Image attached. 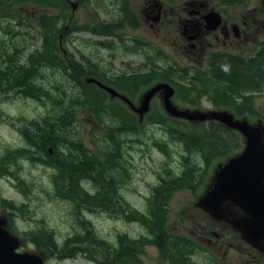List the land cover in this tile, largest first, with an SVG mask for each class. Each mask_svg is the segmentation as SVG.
Masks as SVG:
<instances>
[{
	"label": "rangeland",
	"instance_id": "374dc122",
	"mask_svg": "<svg viewBox=\"0 0 264 264\" xmlns=\"http://www.w3.org/2000/svg\"><path fill=\"white\" fill-rule=\"evenodd\" d=\"M6 1L0 5V218L6 219L12 234L27 238L41 229L52 232L58 248L67 247V250L61 256L47 254L46 264H108L100 248L72 243L71 239L85 233L82 222L89 224L87 227L109 245L108 249L116 245L119 235L132 241L142 240L135 249L141 264H264L261 252L247 245L229 225L214 221L198 206L214 172L229 157L210 159L208 164L195 157L201 182L193 190L182 189L170 196L165 222L169 239L186 240L195 251L184 263H170L160 256L156 246L150 243L153 239L146 225L133 219L138 218L137 214H147L153 189L161 179L180 175L184 170L183 158L188 155L182 144L169 140L161 126L146 122V118L160 112L183 123L180 127L188 131L200 129L203 123L168 116L162 109L161 93L140 120L128 104L88 82L96 80L114 89L112 81L116 76L130 75L136 82L132 83L139 86V95L132 99L134 106H138L151 87L167 83L158 74L168 66L204 67L207 55L216 50L237 55L253 52L257 42L264 40V0H248L242 8L229 9L227 14L233 22L229 39L221 38L218 45L204 49H191L182 42L183 25H179L177 17L183 16L184 0H166L167 18L165 28L160 31L151 30L145 22L142 9L147 0H70L77 2L74 12L69 2L64 4L62 0ZM43 17H51L58 28L65 30L52 39V55L47 53L49 49L42 41ZM110 22L116 23L113 35L102 34L103 27ZM20 66H28L35 85L54 100L37 101L17 93L19 87L6 86L11 72H22ZM80 85L91 86L104 94L107 104L115 102L118 110H126L135 119L133 127L119 134L115 129L117 124L105 110L98 109L104 106L69 102L78 96ZM181 91L184 92L171 99L178 109L233 114L226 107H211L199 95L190 96L198 94L195 90L190 94ZM89 99L97 100L94 96ZM200 99L201 107H188ZM251 106L253 115L241 118L264 127V93L254 94ZM66 109L67 128L59 141L52 142L54 146L47 145V151L84 163L85 173L76 176L79 189L91 197L97 195L98 199L111 195L115 207L111 209L118 210L115 213L94 205L89 206L90 210L75 211L72 202L64 196L65 178H57V169L43 161L36 144L28 145L23 129L30 122L43 119L54 122ZM156 143L163 145L164 150ZM27 149L33 154L27 156ZM91 163L96 166L93 165L92 173ZM223 213L240 214L231 206L224 207ZM18 251L46 255L31 243L22 244Z\"/></svg>",
	"mask_w": 264,
	"mask_h": 264
},
{
	"label": "trees",
	"instance_id": "16d2710c",
	"mask_svg": "<svg viewBox=\"0 0 264 264\" xmlns=\"http://www.w3.org/2000/svg\"><path fill=\"white\" fill-rule=\"evenodd\" d=\"M48 2L50 0H47ZM66 0H62L65 4ZM6 0H0V5L6 3ZM219 7L224 8H242L248 0H215ZM100 5H98L97 8ZM101 9V8H100ZM123 12V11H122ZM51 17L45 19L41 18L40 27L42 29V41L49 51L47 53L53 54L54 47L52 39L57 38L59 33L65 31L63 28H58V24ZM115 22H110L105 27L102 34L113 35L115 31ZM55 48H57L55 46ZM45 58V57H42ZM47 60V58H46ZM22 72H11L7 79L6 86L19 87L17 93H23L25 97L40 101L43 98L54 100L42 87L35 85L33 77L27 68L20 66ZM22 74V76H21ZM159 79L165 81L176 87V94L178 95L182 89L190 94L193 90L198 92L202 98L204 96L208 101L216 106L222 105L232 110L236 118L252 116L253 95L257 93H264V40H261L255 47L254 51L247 54L237 55L227 52H213L206 58V68L200 69H186L174 68L168 66L159 74ZM20 79V80H18ZM130 80V81H129ZM127 86L130 88L136 83L135 80L127 79ZM115 88H120L118 83H113ZM79 94L76 98L69 102L78 101L79 103H91L94 107L104 106L98 108L105 110L108 117L114 121L116 130L119 134L125 133L135 119L126 110H118V104L113 102L107 104L106 97L100 91L96 92L91 86L80 85ZM94 93V94H93ZM187 94V95H188ZM94 96L96 101L89 99ZM77 102V103H78ZM97 109V108H96ZM97 113H99L97 111ZM95 112V116L100 119L99 114ZM105 114V115H106ZM69 111L66 109L64 113L54 122L49 119H43L41 122H30L26 128L23 129L26 134L28 145L35 147L37 145L41 157L46 164L54 167L58 171L57 178H65V193L64 196L73 204L75 211L90 210L89 206L94 205L114 213L118 210L111 208L114 204L111 195L98 199L89 196L85 191L79 189L77 174L85 173V164L81 162H74L66 159L63 155H50L47 151V145L54 146L53 141H59L63 136L64 130L67 128V121ZM248 119V117L246 116ZM146 122L150 124H157L161 126L168 139L182 144L185 153L188 156L183 158L184 170L180 175L171 176L161 179V182L153 189L151 197L148 201V211L146 215L137 214L138 218L133 219L143 222L153 239L151 244L156 246L160 256L170 263H184L188 256L193 254L195 247L187 245L186 240L169 239L165 232V222L168 213L167 204L170 196L182 189H195L201 182V175L195 164V157L203 159L208 164L210 159L220 157H230L242 149V139L240 135L217 122H207L200 126V129L187 130L180 127L183 123L167 118L160 112L150 114L146 118ZM29 133V134H27ZM22 134V133H21ZM160 150H164V146L156 143ZM81 149V145L78 146ZM33 152L30 149L26 150V155L30 156ZM74 162V163H73ZM94 167L95 164H93ZM93 165H90V173L93 171ZM90 173L88 172L89 176ZM57 178L54 179L57 183ZM63 184V185H64ZM109 202L110 204H105ZM122 212V211H120ZM130 219L131 217H127ZM132 219V218H131ZM87 222H82L81 226L84 230V235H77L71 239L72 243H88L91 246L100 248L105 252L104 261L108 264H141L139 258L135 255L137 245H141V241H132L123 235L117 237L115 246L109 248L104 241L98 239L92 231L87 227ZM11 227V226H10ZM8 229L11 231L12 228ZM13 232V230L11 231ZM28 235V234H27ZM20 238V237H19ZM23 244L31 243L42 249L40 253L45 256L53 254L60 255L67 250V247L58 248L55 243L52 232L41 229L37 232L29 234L27 238L21 237ZM143 242V241H142ZM67 244V243H66ZM82 252L80 247L79 249Z\"/></svg>",
	"mask_w": 264,
	"mask_h": 264
},
{
	"label": "water",
	"instance_id": "95a60500",
	"mask_svg": "<svg viewBox=\"0 0 264 264\" xmlns=\"http://www.w3.org/2000/svg\"><path fill=\"white\" fill-rule=\"evenodd\" d=\"M69 4L74 12L77 2L69 1ZM204 18L209 30H215L221 24V17L216 12H209ZM194 38L191 36L190 40ZM88 82L96 84L112 97L120 98L140 120L149 112L152 98L161 93L162 109L168 116L189 122L213 121L237 132L242 139L241 151L230 156L214 172L211 185L198 200V206L214 221L229 225L247 245L264 256V127L261 124H250L231 112L178 109L171 100L174 89L167 83L151 87L143 95L141 103L134 106L114 89L96 80ZM226 206L237 208L240 214L226 215L223 213ZM6 227V219L0 218V264H45L44 257L37 253L18 252L21 242Z\"/></svg>",
	"mask_w": 264,
	"mask_h": 264
},
{
	"label": "flooded vegetation",
	"instance_id": "af4514ba",
	"mask_svg": "<svg viewBox=\"0 0 264 264\" xmlns=\"http://www.w3.org/2000/svg\"><path fill=\"white\" fill-rule=\"evenodd\" d=\"M166 2H167L166 0H147L146 1L142 9V13L145 17V22L148 24V27L151 30L160 31L161 29L165 28L164 23L166 22L167 15H166V9L164 8L166 7V5L164 3ZM183 5L184 7L183 6L181 7L183 16L181 15L180 19L179 17H177V21L180 26L183 25V33H181L182 35L181 39H182V42H184V46H187L188 48H191V49H194L197 47L204 49L205 47H213V46L218 45V42L221 40V38L229 39V35L231 33L230 29L233 27L232 25L233 22L231 18H229V15L227 14V12L231 8L219 7L218 4L215 2V0H184ZM212 11L216 12L221 17V24L215 30H209L206 28V22L204 18L209 12H212ZM191 36H195V38L193 40H190ZM259 42L260 41H258L257 44ZM222 43H225V42L222 41ZM213 52H222V51L216 50V51H211L210 53H213ZM200 67L196 65V66H186L185 68L204 70V68H206V59H205V66L201 67L203 69H201ZM129 76L130 75H125V74L116 76L112 82L118 83V86L120 88L117 89L114 86L112 85L111 86L119 94L125 96L128 100H130L131 103L134 105V102L132 99L135 98L137 95H139L140 90H139V86L135 84L131 85L130 88L127 86L126 82H128L127 79L130 78ZM173 88H174V96L172 98L177 96L176 88L174 86ZM101 91L104 92L106 95L108 94L104 90H101ZM190 96H194L197 98L198 94L191 93ZM157 97L158 95L152 98L150 102V109L153 107V100L156 99ZM115 99L122 101L120 98H117V97H115ZM202 99H206V98L202 96ZM202 103L203 101L200 99L198 102H194L188 105V107H199V106L201 107ZM210 103L212 105L211 107H214L215 109L224 107L222 105L216 106L212 102ZM123 108L125 107L123 106Z\"/></svg>",
	"mask_w": 264,
	"mask_h": 264
}]
</instances>
